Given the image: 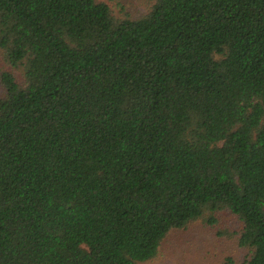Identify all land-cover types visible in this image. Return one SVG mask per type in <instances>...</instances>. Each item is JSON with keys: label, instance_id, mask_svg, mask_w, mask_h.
Here are the masks:
<instances>
[{"label": "trees", "instance_id": "16d2710c", "mask_svg": "<svg viewBox=\"0 0 264 264\" xmlns=\"http://www.w3.org/2000/svg\"><path fill=\"white\" fill-rule=\"evenodd\" d=\"M0 264H139L228 211L264 264V0H0Z\"/></svg>", "mask_w": 264, "mask_h": 264}, {"label": "rangeland", "instance_id": "374dc122", "mask_svg": "<svg viewBox=\"0 0 264 264\" xmlns=\"http://www.w3.org/2000/svg\"><path fill=\"white\" fill-rule=\"evenodd\" d=\"M99 1L106 2L116 17L136 18L147 11L151 0ZM4 68L7 66L0 60V70ZM216 217L213 224L198 219L171 230L155 256L139 264H246L248 251L238 245L236 220L228 211H220Z\"/></svg>", "mask_w": 264, "mask_h": 264}]
</instances>
